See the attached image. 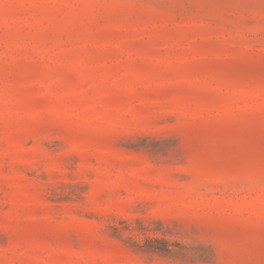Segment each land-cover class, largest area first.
<instances>
[{
	"label": "rangeland",
	"instance_id": "374dc122",
	"mask_svg": "<svg viewBox=\"0 0 264 264\" xmlns=\"http://www.w3.org/2000/svg\"><path fill=\"white\" fill-rule=\"evenodd\" d=\"M0 264H264V0H0Z\"/></svg>",
	"mask_w": 264,
	"mask_h": 264
},
{
	"label": "trees",
	"instance_id": "16d2710c",
	"mask_svg": "<svg viewBox=\"0 0 264 264\" xmlns=\"http://www.w3.org/2000/svg\"><path fill=\"white\" fill-rule=\"evenodd\" d=\"M139 230H149L146 225L139 222ZM117 230V229H116ZM128 245L136 252H155L168 258L184 261L195 260L208 263L213 260L214 254L209 245L203 243L184 244L164 237H144L141 240L128 238Z\"/></svg>",
	"mask_w": 264,
	"mask_h": 264
}]
</instances>
